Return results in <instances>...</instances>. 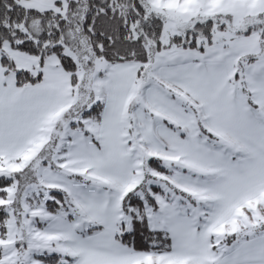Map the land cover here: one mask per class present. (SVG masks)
Returning <instances> with one entry per match:
<instances>
[{"label":"snow or ice","instance_id":"snow-or-ice-1","mask_svg":"<svg viewBox=\"0 0 264 264\" xmlns=\"http://www.w3.org/2000/svg\"><path fill=\"white\" fill-rule=\"evenodd\" d=\"M0 264H264V0H0Z\"/></svg>","mask_w":264,"mask_h":264}]
</instances>
